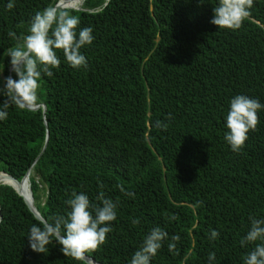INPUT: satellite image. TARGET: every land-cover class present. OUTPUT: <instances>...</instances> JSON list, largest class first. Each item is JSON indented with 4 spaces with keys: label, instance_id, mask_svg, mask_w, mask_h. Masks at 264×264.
<instances>
[{
    "label": "trees",
    "instance_id": "1",
    "mask_svg": "<svg viewBox=\"0 0 264 264\" xmlns=\"http://www.w3.org/2000/svg\"><path fill=\"white\" fill-rule=\"evenodd\" d=\"M59 1L0 0L3 77L18 79L4 55L17 43L8 31L27 34L35 12ZM217 2L85 0L79 10L66 8L80 28L93 29V43L81 49L88 66L75 69L58 52L60 67L39 81L41 107L11 106L0 120V172L22 181L32 169L30 188L44 219L66 216L73 191L98 203L101 182L117 202L106 243L86 253L96 262L130 264L155 227L169 237L151 264H208L211 252L214 264H244L255 247L240 240L250 217L264 219V109L239 153L225 135L232 98L264 104V0H254L237 30L210 22ZM5 99L0 95V104ZM0 209V264H83L55 242L47 253L31 249L29 229L39 219L4 183ZM212 230L218 239H209ZM173 235L180 236L176 252L168 248Z\"/></svg>",
    "mask_w": 264,
    "mask_h": 264
},
{
    "label": "clouds",
    "instance_id": "2",
    "mask_svg": "<svg viewBox=\"0 0 264 264\" xmlns=\"http://www.w3.org/2000/svg\"><path fill=\"white\" fill-rule=\"evenodd\" d=\"M84 1L80 7L71 8L81 9ZM253 4L254 0H218L210 22L219 29L237 30L250 15ZM14 6V2L7 4L9 10ZM80 23L79 16L71 14L70 10L58 2L35 12L27 34L18 36L15 31H8V36L17 43L8 48L4 55L11 57V71L15 72L18 79L12 76L3 77L0 73V95L6 97L0 104V120L7 119V109L11 106L20 110L36 107L42 74L51 77L52 70L60 67L58 52H62L66 62L75 69L88 66L81 49L93 43V29L88 26L80 28ZM261 109H264V104L247 95L239 94L231 99L230 110L226 116L228 131L225 140L233 152L239 153L245 146L249 133L257 130L258 112ZM167 119H172L171 113ZM156 126L164 130L168 127L162 121H157ZM116 187L125 196L135 195L126 191L123 185ZM96 201L98 203L94 204L87 194L73 191L71 197L65 201L69 206L66 216L55 215L31 225L28 234L31 249L37 253H47L48 246L55 242L62 246L61 251L66 257L88 264L86 253L93 252L106 243L107 235L112 231L110 225L117 219V202L106 197L103 182L100 183ZM250 221V230L240 240V245L246 247L254 244L255 247L244 257V264H264V219L252 216ZM131 223L138 225L140 221L133 218ZM168 237L169 234L161 227L151 229L140 248L132 255L130 264H151L152 258L157 255ZM218 238L219 232L212 230L209 239ZM179 240V235L171 237L168 244L170 252L177 251ZM215 260V253H209L208 264H214Z\"/></svg>",
    "mask_w": 264,
    "mask_h": 264
},
{
    "label": "water",
    "instance_id": "3",
    "mask_svg": "<svg viewBox=\"0 0 264 264\" xmlns=\"http://www.w3.org/2000/svg\"><path fill=\"white\" fill-rule=\"evenodd\" d=\"M73 1L74 0H62V1H59V3H61L62 7L67 8L68 7V3L69 2H73ZM39 107H41V105H37L34 109L36 110ZM43 109H44V113H45L47 111L46 105H43ZM44 149H45V147H44ZM44 149H43V151H44ZM42 153L40 154V156L42 155ZM40 156L37 158V160L40 158ZM31 171H32V169L29 170V172L27 173V175L24 177V179L22 181H19L14 176H12V175H10V174H8L6 172H0V182L12 186L18 192V194H20L24 198V200H25L26 204L28 205L29 209L31 210V212L36 216L37 219L40 220V219H44V218L42 217V215L40 214V212L38 211V209L36 208V206L34 204V200H33L31 191H30L31 202H29L24 197V195L22 194V192L20 190L21 185L28 179ZM86 257H87V260H88V264H102V263L96 262L94 258L88 256L87 254H86Z\"/></svg>",
    "mask_w": 264,
    "mask_h": 264
},
{
    "label": "bare ground",
    "instance_id": "4",
    "mask_svg": "<svg viewBox=\"0 0 264 264\" xmlns=\"http://www.w3.org/2000/svg\"><path fill=\"white\" fill-rule=\"evenodd\" d=\"M83 3V0H81L80 2H76V3H71L75 8L80 7L81 4ZM20 190L22 192V194L24 195V197L31 202L30 199V185H29V179H27L24 182V187L21 185Z\"/></svg>",
    "mask_w": 264,
    "mask_h": 264
}]
</instances>
